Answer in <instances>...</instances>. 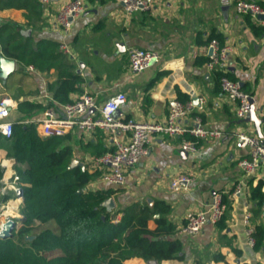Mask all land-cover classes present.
Segmentation results:
<instances>
[{
  "label": "crops",
  "instance_id": "obj_1",
  "mask_svg": "<svg viewBox=\"0 0 264 264\" xmlns=\"http://www.w3.org/2000/svg\"><path fill=\"white\" fill-rule=\"evenodd\" d=\"M65 1L53 0L42 5L37 0L38 15L22 9L0 10V22L15 25L31 36L34 43L46 40L68 46L71 55H64L65 59L83 80L81 92L69 94L70 102L83 93H92L101 103L122 92L126 102L115 116L151 122L163 121L175 100L195 101L204 97L206 106L198 114L203 126L223 132L220 139L198 140L193 153L183 151L178 138H150L147 155L125 171V184L120 187L102 180L101 169L92 164L94 156L77 143L94 140L96 133L70 132L76 133L73 159L82 162L89 173H99L88 189L117 188L119 191L111 198L113 208L155 201L168 207L167 218L176 229L174 238L181 241L182 252L176 259L156 264H264V239L258 249L249 245L244 223L246 213H250L253 229L264 227V208L251 198L252 189L259 182L264 194V167L255 175L243 177L236 162L247 151L235 148L233 138L238 129L264 132V25L261 23L264 17L236 14L234 4L238 0H156L151 9L134 14H126L116 0H83L84 13L73 21L69 34L63 35L55 26V15ZM248 1L264 7V0ZM26 13L31 14V25H27ZM209 38L221 46H231L227 75L253 98L259 126L253 121L240 123L236 119L235 105L220 92L215 72L206 69ZM132 48L158 51L161 57L149 68L133 74L127 60ZM13 62L12 74L2 79V84L14 86L15 92L5 95L16 102H38L44 109L53 107L60 112L63 104L53 99L48 89L57 79V70L50 68L42 72ZM21 116L15 109L9 119L26 121ZM183 124L189 126L190 119ZM101 134L108 150L106 135ZM0 168V221L9 218L19 225L22 198L4 188V181L17 175L15 165L1 148ZM179 174L191 177L192 181L174 192L170 181ZM240 180L245 185L240 194L234 195L232 191ZM19 185H23L21 179ZM215 192L223 194L226 210L222 219L215 225L205 224L195 236L180 233L185 215L207 211ZM5 208L7 211H3ZM148 227L154 228L155 224L150 221ZM124 264L149 263L134 258Z\"/></svg>",
  "mask_w": 264,
  "mask_h": 264
},
{
  "label": "trees",
  "instance_id": "obj_2",
  "mask_svg": "<svg viewBox=\"0 0 264 264\" xmlns=\"http://www.w3.org/2000/svg\"><path fill=\"white\" fill-rule=\"evenodd\" d=\"M6 9L39 14L37 0H0V10ZM30 15L25 14L27 25L32 23ZM59 46L46 40L34 43L15 25L0 22L2 55L42 72L55 68L57 79L48 89L53 99L66 104L70 93L81 92L83 80ZM215 75L219 81L222 73L216 71ZM43 107L42 103L22 100L17 101L16 111L27 120L37 117ZM94 133L95 141L77 143L97 157L107 149L101 131ZM75 144L76 133L41 137L33 123L18 121L14 122L10 137L0 134V148L14 162L16 176L23 183L20 226L13 229L12 237L0 238V264H124L134 258L146 262L178 258L182 243L174 238L176 229L167 218L168 207L155 201L108 210L103 203L119 190L88 189L99 173L70 167ZM261 187L259 182L251 192L259 207L264 200ZM150 221L154 228L148 227ZM253 238V246L258 249L264 239V227H256Z\"/></svg>",
  "mask_w": 264,
  "mask_h": 264
},
{
  "label": "built area",
  "instance_id": "obj_3",
  "mask_svg": "<svg viewBox=\"0 0 264 264\" xmlns=\"http://www.w3.org/2000/svg\"><path fill=\"white\" fill-rule=\"evenodd\" d=\"M42 5L53 0H38ZM156 0H116L126 14L145 12L152 8ZM85 11L83 0H66L55 15V26L63 35H68L73 21ZM234 11L238 15H248L252 18L264 17V7L248 0H238L234 4ZM264 25V20L261 22ZM60 50L70 56V50L64 43L60 44ZM206 69L210 72H221L218 85L220 92L235 105V117L240 123L248 118L251 95L243 91L237 81L227 76L229 69V56L232 51L230 45L221 46L218 41L211 40L207 46ZM2 55L0 47V58ZM161 54L158 51H150L141 48H132L127 53L129 70L133 74L142 72L152 64L158 62ZM31 69V67H30ZM2 81L0 77V88ZM126 95L117 92L98 103V98L92 93H83L72 102L63 104L61 111L53 107L45 108L39 116L23 121L33 123L41 137L61 136L75 130L89 135L100 130L106 135L109 149L100 156L92 159L95 168L101 169L102 180L116 187L125 184V171L137 165L147 155V143L155 136L174 137L180 140V148L185 152H195L198 140H215L223 137V132L208 129L203 126L198 115L206 106L204 97H197L195 101H173L163 121L143 122L134 119H122L115 113L125 104ZM17 107V102L9 96L0 98V134L6 138L13 131L14 122L10 115ZM92 110V111H91ZM190 119L191 124L186 126L183 121ZM264 120V119H263ZM126 137L120 139L119 135ZM189 137V138H186ZM234 147L244 149L247 155L239 158L236 166L243 177L255 175L259 168L264 167V132H249L238 129L233 133ZM192 181V178L179 174L170 181V189L177 192L183 188V184ZM4 181V188L10 189L17 195L21 189L19 178L15 175L12 182ZM244 181H238L232 193L240 194ZM264 208V200L261 203ZM226 206L221 192L213 193L208 204L207 211L189 212L185 215L184 224L180 233L195 236L200 233L207 223L217 224L223 217ZM251 214L246 213L244 223L249 245H254V229L250 225ZM10 220V219H9ZM5 222L0 221V229Z\"/></svg>",
  "mask_w": 264,
  "mask_h": 264
},
{
  "label": "water",
  "instance_id": "obj_4",
  "mask_svg": "<svg viewBox=\"0 0 264 264\" xmlns=\"http://www.w3.org/2000/svg\"><path fill=\"white\" fill-rule=\"evenodd\" d=\"M257 18H259V19L262 18L263 19V16H258ZM13 65H14L13 60L6 59L5 57L0 58V77H1V79L6 78L7 75L13 71ZM117 112L115 113V115L117 114ZM249 121H253L256 124H258V122H259V120L255 116L254 100H253V98H250V109H249V113H248V118L245 120V122H249ZM258 126H259V124H258ZM70 167L71 168L79 167L82 170H85V165L82 162H79L78 160H75V159L71 160ZM17 195L19 197H22V195H21V189L18 190ZM103 205L108 210L112 209L113 208V201H112V199L106 200L103 203ZM21 218H19V219H21ZM15 227H16V224H15V222L13 220H8L7 222L3 223L2 224V227L0 229V238L1 239H5V238L12 237V231H13V229ZM148 263L149 264H156V261L151 260V261H148Z\"/></svg>",
  "mask_w": 264,
  "mask_h": 264
},
{
  "label": "rangeland",
  "instance_id": "obj_5",
  "mask_svg": "<svg viewBox=\"0 0 264 264\" xmlns=\"http://www.w3.org/2000/svg\"><path fill=\"white\" fill-rule=\"evenodd\" d=\"M2 86L4 87L3 89H0V97H2L3 95H5V94H10V95H12V94H14V92H15V87L14 86H10L9 85V83H7V84H2ZM17 90V89H16ZM6 182H7V184H6V187L8 186V184H9V182L11 183L12 182V179H11V177H9L7 180H6ZM14 195V194H13ZM3 211H7V208H5ZM4 218V217H3ZM9 220V218L8 219H6V218H4V220H1L2 222H7ZM10 220H13V219H10ZM14 222H15V220H13ZM16 224V227H18V226H20V224L19 225H17L18 224V222L17 223H15Z\"/></svg>",
  "mask_w": 264,
  "mask_h": 264
}]
</instances>
